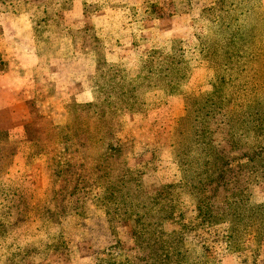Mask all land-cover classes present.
Segmentation results:
<instances>
[{"label": "trees", "instance_id": "obj_1", "mask_svg": "<svg viewBox=\"0 0 264 264\" xmlns=\"http://www.w3.org/2000/svg\"><path fill=\"white\" fill-rule=\"evenodd\" d=\"M263 0H211L201 18L208 24L209 37L200 41L201 60L213 70L212 90L206 95L189 94L185 98V116L177 128L175 154L181 172L180 187L191 195L201 222L227 224L232 241L240 226L264 225V203L253 205L250 188L264 180V8ZM67 0H40L29 7L26 2L0 0V11L10 12L23 37L35 41L39 56L45 44L60 36L53 16L67 9ZM8 10V11H7ZM173 42L171 53L153 51L141 64L140 75L127 79L115 63L94 53L71 56L65 62L62 78L40 87L36 95L39 107L62 104L66 120L49 124L41 138H33L24 126L20 137L0 132V264H28L41 249L56 253L65 250L59 206L76 195L75 186L47 185L35 191L28 185L31 162L48 155L53 146L71 143L77 134H96L104 157L90 163H78L91 179L93 188L104 195L95 205L105 212L109 222L129 225L134 246L153 254L155 244L170 247V264H213L202 255L184 248L187 232L163 231L173 219L172 211L160 200L143 196L140 180L128 176L126 161L131 147L120 144L117 135L123 116L139 111L142 97L157 87L175 94V81L185 76L186 63ZM65 48H69L63 41ZM0 68L9 46L0 45ZM76 85L90 96H68L65 89ZM40 110V108H38ZM218 134L232 154L243 153L248 164L229 168L226 157L213 144ZM48 168V166H47ZM252 170L257 176L249 180ZM95 264H133L120 244L109 247Z\"/></svg>", "mask_w": 264, "mask_h": 264}, {"label": "rangeland", "instance_id": "obj_2", "mask_svg": "<svg viewBox=\"0 0 264 264\" xmlns=\"http://www.w3.org/2000/svg\"><path fill=\"white\" fill-rule=\"evenodd\" d=\"M67 1V9L58 10L53 16L59 34L64 38L60 40L57 36L45 44L51 54L61 50L65 41L70 57L96 52L102 59L115 63L127 79L134 80L151 52L169 55L173 42H180L176 47L180 51L176 53L183 52L187 72L175 81L178 91L169 95L154 87L143 95L144 104L139 111L123 116V126L116 137L120 144L131 147L126 173L140 180L145 198L157 199L169 206L173 219L163 225V231L187 232L184 248L193 255H202L213 264H264V225L240 226L237 236L230 241L228 225L205 226L197 216L191 195L180 187L181 172L175 142L179 122L185 116V98L189 94L210 93L214 78L213 70L199 55L200 41L210 36L201 13L211 0ZM12 2H26L31 7L39 5L40 0ZM262 4L264 8V0ZM12 9L9 8L10 12L0 11V15L14 17L11 12L16 9ZM1 43L5 42L0 27ZM4 60L9 74L18 79L22 74L20 58L17 59L15 52L8 51ZM48 62L49 58L43 60L35 70L37 80L32 90L17 94L11 93L9 88L0 89V132L20 137L26 126L32 137L38 138L49 131L50 123L61 125L65 122L66 106L39 107L37 103L40 87L51 80L58 81L56 76L45 75ZM52 72L56 75L59 71L53 69ZM23 74L27 72L23 71ZM24 115L28 123L19 125L15 117ZM98 138L96 134H77L71 143L53 146L48 155L31 162L27 178L31 189L42 191L49 184L75 186L76 195L59 206L65 250L56 253L49 248L41 249L28 264H95L102 253L115 244H120L133 264H170L168 243H156L152 255L140 252L133 244L129 225L117 219L109 222L105 212L95 205V200L103 197L104 190L92 187L89 175L78 168V163H90L104 157ZM213 144L226 157L229 168L238 170L248 164L247 156L232 154L218 134L213 135ZM248 176L251 180L257 173L252 170ZM250 191L253 205L264 203V180L255 183Z\"/></svg>", "mask_w": 264, "mask_h": 264}, {"label": "crops", "instance_id": "obj_3", "mask_svg": "<svg viewBox=\"0 0 264 264\" xmlns=\"http://www.w3.org/2000/svg\"><path fill=\"white\" fill-rule=\"evenodd\" d=\"M20 22H22L21 19L15 20L14 17L0 15V27L3 30L4 44L9 46V51L16 53L17 59L20 58L21 62H19V65L22 69V76L19 75L18 79H13L9 72L0 71V89L9 88L11 93L17 94L20 92L22 93V91L25 92L27 90H32L34 88L35 81L37 80L34 73L35 70L41 66L43 60H47L49 58V62L46 65V76L52 75L56 76V78H62L65 71V62L70 57L67 55L68 48L63 46V48H61V50H59L56 54H51L49 53L50 51L48 52L46 49V53L43 56H39L35 50V41L21 35L18 27ZM53 63L56 65H53ZM53 69L59 72H56V75H54L52 72ZM23 71L27 72L28 75L23 74ZM19 82L21 84H19ZM65 94L68 96L82 95L85 100L90 99V96L84 93L81 87L78 86L71 88L67 87L65 89ZM15 120L17 123H19V125H26L28 123L25 115L21 117H15Z\"/></svg>", "mask_w": 264, "mask_h": 264}]
</instances>
